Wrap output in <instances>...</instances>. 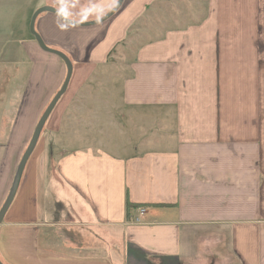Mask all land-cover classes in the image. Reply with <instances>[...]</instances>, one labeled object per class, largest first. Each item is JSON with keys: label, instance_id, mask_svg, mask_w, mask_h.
Listing matches in <instances>:
<instances>
[{"label": "crops", "instance_id": "0c3cea01", "mask_svg": "<svg viewBox=\"0 0 264 264\" xmlns=\"http://www.w3.org/2000/svg\"><path fill=\"white\" fill-rule=\"evenodd\" d=\"M171 1L183 0H123L86 27L36 17L73 72L0 223L3 264H264V0ZM116 2L0 0V209L66 72L27 36L31 16L52 7L89 23ZM139 37L121 85L129 146L63 148L73 98L88 96L117 43ZM126 197L137 206L128 219Z\"/></svg>", "mask_w": 264, "mask_h": 264}, {"label": "rangeland", "instance_id": "374dc122", "mask_svg": "<svg viewBox=\"0 0 264 264\" xmlns=\"http://www.w3.org/2000/svg\"><path fill=\"white\" fill-rule=\"evenodd\" d=\"M171 2H175L174 4L178 6H186L184 0ZM174 4L171 3L170 6L174 7ZM154 8L153 13H158V9L166 8V6L162 4L158 6L157 4ZM159 18V16L154 14L151 21L157 24ZM169 18L171 19V17ZM173 18L176 19L178 17L175 16ZM28 35L31 36L29 28L27 31V36ZM137 39L138 40L132 42L128 50H125L123 47L119 48L104 65L96 67L91 78L82 86L83 89L86 90L84 92H88V96L81 97L79 94V96L73 98L72 103L75 104V108L71 110L72 113L66 112L64 117L72 114L69 132L72 131L70 136H72L71 139L74 138V140H70L68 143L63 144V148L92 146L100 147L113 154H119L122 148L127 147L128 144L125 143L124 138L121 136L124 135L127 130L125 109L121 105V85L128 75L127 62H129L135 50L132 45H136L138 41H140V37ZM49 56L52 57L51 55ZM57 61L60 62L59 59H57ZM49 66L51 69L53 68L52 65ZM30 67L31 59L23 53L21 66L22 88H24L26 76L29 73ZM66 123L69 122L66 121ZM63 131L66 132L65 130ZM144 146V143H140L134 146L135 149H131L132 151H139L142 150Z\"/></svg>", "mask_w": 264, "mask_h": 264}, {"label": "water", "instance_id": "95a60500", "mask_svg": "<svg viewBox=\"0 0 264 264\" xmlns=\"http://www.w3.org/2000/svg\"><path fill=\"white\" fill-rule=\"evenodd\" d=\"M122 1L123 0H117L114 7L107 14H105L100 19L93 21V22H89V23H78V22L69 21L57 9L52 8V7L39 8L31 16L30 23H29L30 34L33 36V38L35 39L36 43L38 44V46L41 50L58 57L64 63L66 72H65V77H64V80H63V83H62L60 89L53 96V98L51 99V101L49 102V104L47 105L45 110L43 111L42 115L40 116V118L36 124V127L33 131L32 137H31V139H30L19 163H18V166H17L16 172H15L14 179H13L12 185L10 187L9 193L5 199V202L3 203V205L0 209V223L3 219L5 212L7 211L9 205L11 204V202L15 196V193L17 191L19 182L21 180L25 165H26L30 155L32 154V152H33V150H34V148H35V146H36V144L40 138V135H41L42 130L45 126V123H46L49 115L51 114L52 110L54 109L55 105L59 101V99L66 92L69 81H70L71 76H72V72H73V66H72L71 62L69 61V59L67 58V56L58 50L51 49V48L47 47L44 44V42L41 40L39 35L35 32L34 22H35L36 17L42 12H50V13L55 14L57 17H59L62 21H64L67 24H70L73 26H79V27L92 26V25L99 24V23L107 20L111 16H113L116 13V11L119 9V7L121 6ZM0 264H3V263L0 261Z\"/></svg>", "mask_w": 264, "mask_h": 264}, {"label": "trees", "instance_id": "16d2710c", "mask_svg": "<svg viewBox=\"0 0 264 264\" xmlns=\"http://www.w3.org/2000/svg\"><path fill=\"white\" fill-rule=\"evenodd\" d=\"M125 40L123 41H120L119 43H117L108 53L107 55V59L106 61H108L109 58H111L112 55H114V53L119 49V48H125ZM137 206L136 205H133L131 204L129 201H128V198L126 197V201H125V216L126 218L128 219L129 218V214H130V211L131 209H136Z\"/></svg>", "mask_w": 264, "mask_h": 264}, {"label": "built area", "instance_id": "2783aa9c", "mask_svg": "<svg viewBox=\"0 0 264 264\" xmlns=\"http://www.w3.org/2000/svg\"><path fill=\"white\" fill-rule=\"evenodd\" d=\"M144 213H145V208L144 207H138L137 216L132 218L131 223L132 224H141V216H143Z\"/></svg>", "mask_w": 264, "mask_h": 264}]
</instances>
